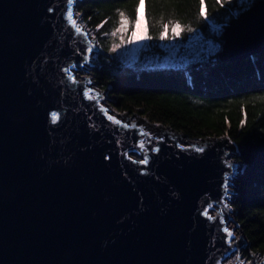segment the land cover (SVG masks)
<instances>
[{"label": "water", "instance_id": "95a60500", "mask_svg": "<svg viewBox=\"0 0 264 264\" xmlns=\"http://www.w3.org/2000/svg\"><path fill=\"white\" fill-rule=\"evenodd\" d=\"M66 10L67 0H0V264H224L236 249L231 264H264L240 259L246 237L233 239L239 224L224 212L235 145L161 125L149 132L148 119L106 107L90 74L76 76L102 50ZM221 36L212 61L264 49V0Z\"/></svg>", "mask_w": 264, "mask_h": 264}, {"label": "trees", "instance_id": "16d2710c", "mask_svg": "<svg viewBox=\"0 0 264 264\" xmlns=\"http://www.w3.org/2000/svg\"><path fill=\"white\" fill-rule=\"evenodd\" d=\"M139 2H78L90 27L100 25L97 38L102 52L90 67V77L107 91L110 105L119 112L146 118L190 140L224 135L232 140L236 147L233 158L240 166L232 178L230 205L248 251L264 256V49L234 61L194 62L187 72L125 66L109 52L111 31L118 24V11L130 21L136 20ZM204 2L215 22L232 9L223 0ZM143 6L148 34L156 41L161 25L171 18L202 29L208 25L202 18L198 23L200 0H144ZM220 8L225 14L217 10ZM133 27L129 23L130 34Z\"/></svg>", "mask_w": 264, "mask_h": 264}, {"label": "rangeland", "instance_id": "374dc122", "mask_svg": "<svg viewBox=\"0 0 264 264\" xmlns=\"http://www.w3.org/2000/svg\"><path fill=\"white\" fill-rule=\"evenodd\" d=\"M144 2V0H141ZM225 1L227 9L232 8L228 15H224L223 17L218 18V21H212L208 16L207 12V18H202L198 16V23L201 22V18L206 21L208 24L206 29H202V26H192L190 24L180 23L183 27L181 29H178L180 34L178 36L172 35V27L169 25V28L166 32V35L164 38H161L160 36L157 38L158 40H153L151 36L148 34V20L145 16V9L143 12V19H145V24L143 23L144 27V39L142 43H138L136 41V38L134 36V27L131 31V34L129 32V24L127 25L126 30L122 32H117L115 36H112V45L117 44L119 47L115 48L113 51V55L117 57L118 60L121 61V63L125 66H139L140 68H146V69H164V68H175V69H184L185 72H187V67L194 63V62H202L211 59L212 56L217 54L221 50L222 45V39H219V36L221 35L223 29L226 27V24L229 22V20L233 16H237L238 13L251 4L255 2V0H223ZM222 2V0H220ZM205 4V2H204ZM139 7V6H138ZM201 10V5L199 6V13ZM225 14V10L222 8L217 9ZM74 14L77 16L79 21L82 22V26H84L86 29H88V32L90 36L94 37L97 42L98 50L100 51V45L98 43V36L97 31L99 28L96 26L94 28L90 27V24H88L85 20H81L83 15L81 12H79V9H74ZM137 17H138V9H137ZM76 18V17H74ZM171 18V17H170ZM84 19V18H83ZM77 20V19H76ZM174 21V19H169V21ZM78 21V20H77ZM168 21H164V23H167ZM136 23V21H135ZM134 23V26H135ZM202 25V24H201ZM189 28H191V31H189ZM112 32V31H111ZM132 36L133 40L128 43H121V37H123L124 40H128V37ZM111 45V47H112ZM110 47V48H111ZM109 51V52H112ZM100 52H94L92 55L91 62L96 63L97 61V55ZM111 54V55H112ZM90 63L83 65L82 68H80L76 72V76L83 80V77L86 74H89L90 71ZM91 79V78H90ZM97 90L98 92L102 91L99 87H96L95 85H91ZM103 94L105 97H101L103 104L110 108L112 111H115L119 116L124 118L123 113L115 110L111 105L110 101L108 99V93L103 90ZM138 116L131 115L129 118L134 119ZM141 118V117H140ZM142 119V118H141ZM146 120V119H145ZM142 124H144V128L149 129V132L157 131L160 125H152L151 122L140 120ZM159 126V127H158ZM229 141L232 142L231 139ZM226 150H229V152H233L236 150V148L228 147ZM232 154V153H231ZM137 155V154H136ZM136 158H140L139 156H135ZM229 159L234 160L233 155L229 156ZM235 161V160H234ZM239 169L236 168V170ZM231 198V197H230ZM227 206L231 208L230 200L227 201ZM217 207L214 208V212L216 211ZM226 215V220L228 221V226L232 227L235 225V214L231 208V210L224 211ZM231 215L233 217L229 218L228 215ZM229 218V219H228ZM233 232H235L234 238H239L240 233H242V229L239 226H235L233 228ZM237 252L238 249L234 250L229 256L226 257L224 260V264H231L234 263L237 260ZM239 254L240 259L244 262L248 263L252 257V254H254V257L258 262H260L263 258V256L252 253L248 251V244H244L239 247Z\"/></svg>", "mask_w": 264, "mask_h": 264}, {"label": "snow or ice", "instance_id": "6c2138e0", "mask_svg": "<svg viewBox=\"0 0 264 264\" xmlns=\"http://www.w3.org/2000/svg\"><path fill=\"white\" fill-rule=\"evenodd\" d=\"M219 2H220V0H217V3H219ZM73 5H74V0H67V10L64 13V15L67 17L69 24H71L75 28V31L80 33L83 31V29L77 25V21L73 18ZM200 5H201V10L199 13L200 17L207 18V12L205 10L206 6L204 5V0H200ZM137 8H138V5H137ZM49 11H52V9H49ZM101 23H103V22H101ZM129 23L134 24L135 21H130L124 12L118 11V24L115 28L112 29L111 34L113 36H115L117 32H122V31L126 30L127 25ZM169 25H171V27H172V35H174V36H178L180 34L178 29H181L183 27L182 25H180V23L178 21H171L170 20L167 23H164L161 25V31L159 32V36L161 38L165 37L166 32L169 28ZM97 27L99 28L100 25H97ZM189 31H191V28H189ZM132 40H133L132 36H129L128 40H124L123 37H121V43H128V42H131ZM117 47H119V45L113 44L112 47L109 49V51H112ZM90 50L91 49H85L84 51H85V53H87ZM85 59H87V55H85ZM68 75H69V79L74 81V78L71 76V74L69 73ZM89 91L90 90L85 91L84 95L86 97L89 95ZM101 110L105 112V115H107V111L105 109H103V107H101ZM50 117H51L52 121L55 122L59 118V114L57 112L53 111L50 113ZM108 119L112 120L116 123H120V121L116 120V118L114 116H108ZM244 122H245L244 120H241L240 121L241 125H243ZM141 147H143L142 144H141ZM152 151L155 152V151H157V149L154 147V148H152ZM147 162H148L147 157L138 161V163H140V164H146ZM224 187L227 188V183H225ZM204 214L207 215V209H205ZM211 218L212 217H209V219H211ZM223 231L228 234V237H230L232 235L231 230H229L227 228L223 229ZM226 239H227V237H226Z\"/></svg>", "mask_w": 264, "mask_h": 264}, {"label": "bare ground", "instance_id": "6f19581e", "mask_svg": "<svg viewBox=\"0 0 264 264\" xmlns=\"http://www.w3.org/2000/svg\"><path fill=\"white\" fill-rule=\"evenodd\" d=\"M143 12H144V6H143V3L141 2L140 4H139V7H138V18H136V23H135V26H134V31H133V33H134V36H135V38H136V41L138 42V43H142V41H143V37H144V33H145V31H144V27H143V23H142V14H143ZM74 17H76L75 19H77L78 20V23L79 24H81L82 25V22L81 21H79V19L77 18V16L74 14ZM82 28H84L85 29V27L84 26H82ZM227 143V142H226ZM234 238V237H233ZM230 255V254H229Z\"/></svg>", "mask_w": 264, "mask_h": 264}, {"label": "clouds", "instance_id": "9594fccd", "mask_svg": "<svg viewBox=\"0 0 264 264\" xmlns=\"http://www.w3.org/2000/svg\"><path fill=\"white\" fill-rule=\"evenodd\" d=\"M77 8H78V2H77V4L73 7V10H74V9L77 10ZM73 17H74V11H73ZM79 18H81V20L84 21V19H83L82 17H79ZM136 18H137V11H136Z\"/></svg>", "mask_w": 264, "mask_h": 264}]
</instances>
